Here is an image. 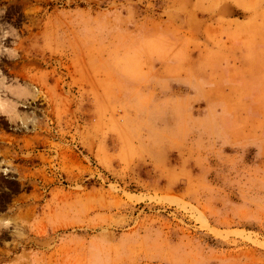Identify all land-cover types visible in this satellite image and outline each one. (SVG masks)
Wrapping results in <instances>:
<instances>
[{
  "label": "rangeland",
  "instance_id": "1",
  "mask_svg": "<svg viewBox=\"0 0 264 264\" xmlns=\"http://www.w3.org/2000/svg\"><path fill=\"white\" fill-rule=\"evenodd\" d=\"M0 264H264V0H0Z\"/></svg>",
  "mask_w": 264,
  "mask_h": 264
},
{
  "label": "clouds",
  "instance_id": "2",
  "mask_svg": "<svg viewBox=\"0 0 264 264\" xmlns=\"http://www.w3.org/2000/svg\"><path fill=\"white\" fill-rule=\"evenodd\" d=\"M5 37H7V33H5ZM10 59H14L15 57L12 56V57H9Z\"/></svg>",
  "mask_w": 264,
  "mask_h": 264
}]
</instances>
